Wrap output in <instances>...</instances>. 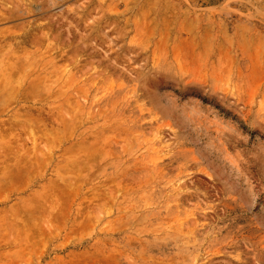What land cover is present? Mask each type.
<instances>
[{"label": "rangeland", "instance_id": "obj_1", "mask_svg": "<svg viewBox=\"0 0 264 264\" xmlns=\"http://www.w3.org/2000/svg\"><path fill=\"white\" fill-rule=\"evenodd\" d=\"M0 264H264V0H0Z\"/></svg>", "mask_w": 264, "mask_h": 264}]
</instances>
